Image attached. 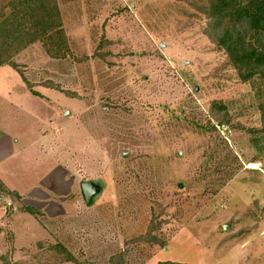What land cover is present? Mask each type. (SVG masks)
I'll return each instance as SVG.
<instances>
[{
  "label": "rangeland",
  "instance_id": "374dc122",
  "mask_svg": "<svg viewBox=\"0 0 264 264\" xmlns=\"http://www.w3.org/2000/svg\"><path fill=\"white\" fill-rule=\"evenodd\" d=\"M56 2L67 57L36 41L11 59L39 98L0 69V134L14 143L0 156L24 159L27 188L0 184V264H264V96L204 16L188 0ZM221 103L228 125L209 112ZM14 238L33 241L16 261Z\"/></svg>",
  "mask_w": 264,
  "mask_h": 264
},
{
  "label": "trees",
  "instance_id": "16d2710c",
  "mask_svg": "<svg viewBox=\"0 0 264 264\" xmlns=\"http://www.w3.org/2000/svg\"><path fill=\"white\" fill-rule=\"evenodd\" d=\"M191 8L205 18L203 34L227 55V63L235 69L241 82H253L258 98L264 96V0H188ZM8 14H0V66L16 70L29 90L40 95L23 78L11 59L33 42H40L45 53L53 59H64L69 46L62 27L56 0H11L6 4ZM46 88H54L44 85ZM56 90H58L56 88ZM264 124V99L259 103ZM225 104H214L209 112L219 125L230 122ZM207 129V126H200ZM212 128H214L212 126ZM264 132V127L257 129ZM235 161L237 160L234 157ZM1 184V182H0ZM2 185V184H1ZM91 203V202H90ZM31 214L32 207L23 208ZM66 253L61 245L57 246ZM13 251V249H12ZM69 254V253H68ZM5 264H20L5 260Z\"/></svg>",
  "mask_w": 264,
  "mask_h": 264
},
{
  "label": "crops",
  "instance_id": "0c3cea01",
  "mask_svg": "<svg viewBox=\"0 0 264 264\" xmlns=\"http://www.w3.org/2000/svg\"><path fill=\"white\" fill-rule=\"evenodd\" d=\"M6 66H8V65H2V66H0V69H4L3 67H6ZM10 67V66H9ZM13 69V68H12ZM21 82H22V86H21V88L23 87V89H26L27 91H29L31 94H33L27 87H26V85H24V81L22 80V78H21ZM44 89H48V88H44ZM40 92V91H39ZM13 93V92H12ZM12 93H8V94H5V98L6 97H8L9 99H10V96H11V94ZM41 93V92H40ZM42 94V93H41ZM35 97H37V98H39V96L38 95H35V94H33ZM44 94H42L41 96H40V98L43 100V99H47L48 98V96H43ZM46 102H47V100H45ZM13 103H15V104H17V105H19L18 104V102L17 101H15V102H13ZM12 104V103H11ZM38 135H39V133H38ZM3 137V138H2ZM2 139H3V141H4V143H5V146L6 147H9L10 149H8V151H7V154L9 155V150H11L12 151V148H13V146H14V143H13V141L11 140V137L10 138H8L7 137V134H5V133H1L0 134V143L2 142ZM34 147H35V149H36V146L35 145H33ZM37 150V149H36ZM38 151V150H37ZM5 154L6 153H3V155L4 156H0V182H1V184L7 189V187L8 188H14V189H16V190H18L19 191V193H26L27 192V188L25 187H22V179H21V176H20V173L18 172V169L19 168H17V167H20V165L22 164V162H24L23 160H22V162H21V164H20V160L22 159H20V158H18L17 159V157L16 156H12V157H7L6 158V156H5ZM35 161H37V160H35ZM55 167L53 166V168L52 169H54ZM18 173V174H17ZM31 173V172H30ZM28 174L29 175V177L28 178H26V180L25 179H23V180H25V181H28V180H30L29 181V184H31V174ZM12 175L13 176H15V178H16V181H13V178H12ZM27 184H28V182H27ZM29 189H31V187H29ZM15 190V191H16ZM16 193V192H15ZM20 205V204H19ZM20 206H22L23 208H25V207H27V205H20ZM28 207H30V206H28ZM23 212H26V211H23ZM11 228V227H10ZM11 230H13V228H11ZM12 232V231H11ZM32 238H33V236H32ZM14 240V242H13V247H14V249H15V255H14V260L16 261V259H20V258H16V253H18L19 252V250L22 248V247H24V246H28V245H31V244H33L32 242L33 241H31L30 243H28L27 245H23V246H21L20 247V245H18V243H20V242H18L17 241V239H13ZM12 240V241H13ZM18 245V246H17Z\"/></svg>",
  "mask_w": 264,
  "mask_h": 264
},
{
  "label": "water",
  "instance_id": "95a60500",
  "mask_svg": "<svg viewBox=\"0 0 264 264\" xmlns=\"http://www.w3.org/2000/svg\"><path fill=\"white\" fill-rule=\"evenodd\" d=\"M80 188L86 203H90V201L94 198V195L98 193L99 190L97 184L91 181L82 182L80 184Z\"/></svg>",
  "mask_w": 264,
  "mask_h": 264
}]
</instances>
